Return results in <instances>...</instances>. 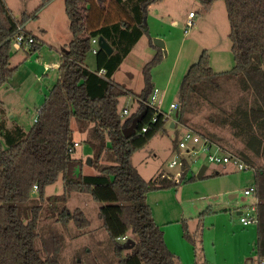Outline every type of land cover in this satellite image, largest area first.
Wrapping results in <instances>:
<instances>
[{"label":"trees","instance_id":"obj_1","mask_svg":"<svg viewBox=\"0 0 264 264\" xmlns=\"http://www.w3.org/2000/svg\"><path fill=\"white\" fill-rule=\"evenodd\" d=\"M48 1L44 0L34 12L22 13L17 18L5 0H0V88L17 70L9 63L15 51L12 44L18 26L24 27L29 20L36 19L37 11ZM162 1L64 0L71 38L61 52L58 78L38 108L36 121L24 132L19 126L8 129L0 120V138L6 145L0 140V264H62L64 239L55 233L42 237L37 232L42 218L41 205L29 208L22 205L47 201L54 206L46 216L63 228L72 223L83 232L89 227V220L80 208L70 210L66 206L71 193L87 194L99 204L97 217L118 264H179L165 242L161 227L153 219L146 197L157 191L175 190L196 180V175L183 160L178 181L172 177L163 179L161 173L145 180L132 160L156 134L166 132L169 120L163 111L147 106L154 89L152 70L162 62L163 53L153 46L145 24L149 6ZM196 1L203 10H209L215 2L224 3L234 64L229 70L216 72L204 49L188 67L178 88L172 149H177L178 130L186 125L194 98L207 99L211 92L232 81L252 96L250 102L246 98L234 102L229 123L225 124L244 145L235 155L253 169V195L258 200L256 257L257 264H264V0ZM143 35L148 36L156 52L142 67L143 87L135 93L115 82L113 75ZM98 37L106 40L112 53L107 55L98 49L96 67L91 71L83 62L90 52L91 40ZM39 47L35 42L30 49L34 53ZM100 70L104 73L99 74ZM123 97L138 102L135 112L125 121L118 110ZM2 107L0 100V112ZM143 111L136 133L124 138L122 129ZM152 118L156 121L152 122ZM72 119L76 120L78 131L85 135L84 141L92 151L90 166L95 175H85L83 163L72 156L75 149ZM197 134L215 140L204 132ZM256 159H262V163L257 164ZM217 175H203L200 180ZM59 176L63 181L62 193L45 198V189ZM33 192L36 197L31 196ZM207 211L199 215V222ZM124 236L125 241L118 240ZM127 240L134 242L130 249L123 248Z\"/></svg>","mask_w":264,"mask_h":264},{"label":"rangeland","instance_id":"obj_2","mask_svg":"<svg viewBox=\"0 0 264 264\" xmlns=\"http://www.w3.org/2000/svg\"><path fill=\"white\" fill-rule=\"evenodd\" d=\"M43 1L5 0L7 7L17 18L22 13L34 12ZM179 3L176 2V5ZM173 5L168 4L164 9V6L161 7L160 14L154 16L150 22L152 28L157 29L160 34L165 35L171 31L173 41L178 47L184 40L179 60L182 59L184 53H188L190 49L193 50V47L196 54L197 51L200 52L206 47L211 59L210 64L212 63L210 66L215 69L214 71L231 69L234 63L230 52L229 24L224 3L216 2L204 22H201L202 7L196 0H192L190 6L183 4L180 8H184L185 12L183 10L180 13L178 10L175 11L179 16L175 25L168 23L166 18L159 17L160 15L164 16V12L173 10ZM189 10L195 13L196 19L193 20V25L185 31ZM27 29L39 38V50L27 56L23 50H15L9 65L10 67L18 66L17 72L5 86L0 88V97L4 103L0 112V120L8 129L19 126L25 132L30 130L37 116L38 108L56 83V66L60 61V53L71 38L63 0H52L42 6L37 11V19L28 21ZM198 40L202 43L198 44ZM215 43L219 47H215ZM25 56L26 59L22 62L21 57ZM219 57L226 58L228 65L223 60L219 63L217 61ZM83 63L89 70L94 71L96 67L95 55L89 52ZM136 63L134 62V64ZM125 65L127 66V64ZM177 68L174 78L164 92L163 112L169 117L165 125L166 132L156 134L149 144L136 152L134 156L135 165L145 169L143 174L147 178L158 167L170 174L171 177L176 176L180 171L178 165L169 167V163L175 159V153L172 150L175 130L170 128V123L176 122V108L170 109L169 104L178 105V88L186 73L184 70L181 75L180 66ZM160 69L162 67H158L155 73L159 71L158 75L162 76L163 72ZM136 70L134 69L132 80L126 77L123 70L117 72L115 81L137 92L142 86V77L141 75L136 76ZM251 97L242 92L238 84L232 81L222 85L219 91L211 92L207 95V99L194 98L187 114V123L178 130L179 136L181 137L188 131L193 134L204 132L210 138L215 139L209 140L222 150L236 154L243 149V142L233 135L228 124L225 123H229L234 102L241 98H246L250 102ZM243 102L245 103V101ZM157 104L158 102L156 106H158ZM136 106L134 98L123 97L119 100L118 110L122 121L127 120L135 112ZM123 107L128 112L126 115L122 114ZM70 126L73 131V142L77 143L72 156L83 163L85 175H95L96 171L86 164L92 156V151L84 141L85 135L78 131L75 119L71 120ZM0 140L6 147L2 138ZM197 157H199L200 164L207 167L206 176L216 172L218 175L182 184L178 186L177 194H174V190L150 193L147 202L152 210L154 221L165 231L168 245L173 252L176 250L174 249L176 245L178 250L181 248L182 251L185 250L186 257L189 258L183 256L182 260L184 262L186 260V264H194L195 253L192 252L194 248L197 250L196 257L199 262L196 264L204 262L203 255L207 258V264H256L255 225L242 226L237 215L238 212L245 214L246 208L254 204L252 196L243 194L244 190L253 187V169L238 171L231 165L220 167L211 164L202 154ZM256 163L261 164L262 159H256ZM62 187L63 181L59 176L54 184L45 189V198L61 194ZM36 204H40L42 207L38 234L43 237L49 233H55L64 239L60 254L62 264H118L97 217L99 204L92 201L89 195L71 193L66 202V206L70 210L80 208L89 220L90 225L83 232L78 231L72 223L63 228L56 224L53 218L46 216L49 214L48 209L54 206L49 205L47 201L38 203L30 201L23 204L22 207L29 208ZM206 210H208L207 214L203 215L199 222V215ZM182 221L184 224L181 223ZM166 222L169 223L166 224ZM177 233L178 237L175 238ZM182 234L185 243L181 242ZM172 237L175 239L174 241H172ZM190 238H194L195 241L194 239L190 241ZM124 256L125 253H123Z\"/></svg>","mask_w":264,"mask_h":264},{"label":"crops","instance_id":"obj_3","mask_svg":"<svg viewBox=\"0 0 264 264\" xmlns=\"http://www.w3.org/2000/svg\"><path fill=\"white\" fill-rule=\"evenodd\" d=\"M52 0H50V1H48L47 2V4L48 3H50ZM165 2H167V3H165ZM176 2H180L179 4H177L176 5ZM191 2H192V0H163L162 2H159V3H156V4H153V5H150L149 6V8H148V12H147V17H146V24H145V28H146V30L148 31V34H149V36L151 37V41H152V39L153 38H159V39H161V41L163 42V44H164V47H165V55H164V53H163V51H162V53H163V60H162V62L157 66V67H155L153 70H152V84H153V88H156V89H158V90H160V89H163L162 91H161V93H162V95H161V98H162V101H161V104H160V106H159V108H160V110L161 111H163L164 109H163V104L165 103V90L167 89V87L169 86V84L171 83V81H172V79L174 78V75L176 74V72H177V70H178V68H177V66H180V70L182 71L181 73V75H183V71L185 70V71H187V69H188V67L192 64V63H194V62H196L195 61V59H197L198 58V55L200 54V52L202 51V50H207V48L206 47H204L202 50H200V52H198L197 51V54H196V50H194L195 48L193 47V50L192 49H190L189 51H188V53H184L182 56V59L181 60H179V58H180V54H181V51L183 50V42H184V40L180 43V46L178 47V45H176V42H174L173 41V35H172V32L171 31H169L167 34H160L159 32H158V30L157 29H155V28H152L153 26H152V24H151V22H150V20L152 19V18H154V16H156V15H158V14H160V11L162 10L161 9V7H163V9L165 8V7H167V5L169 4H174L173 5V10H168V11H166V12H164L163 14H164V16H159V17H162V18H166L167 19V22L168 23H172L173 25H175L176 24V22H178V20H177V18H179V16H178V12H175L176 10H178L179 11V13H180V11H184L185 12V10H184V8L183 9H181L180 7H182V5L184 4V5H186V6H190V4H191ZM63 3H64V0H63ZM216 3V2H215ZM214 3V4H215ZM164 4V5H163ZM214 4H213V6H214ZM213 6L209 9V10H203V8H202V10H201V22L203 21H205L207 18H208V16H209V14L212 12V9H213ZM179 7V8H178ZM181 9V10H180ZM189 12H191L190 10H189ZM36 19H37V17H36ZM36 19H33V20H36ZM194 19H196V16H195V18ZM193 19V20H194ZM32 20V19H31ZM28 23V22H27ZM27 23H25V25H24V29H25V31L26 32H28V34H30V35H32L34 38H35V40H36V43H38L39 44V38L35 35V34H33V32L31 31V30H29V29H27ZM196 25V24H195ZM198 44L199 43H202L201 41H199L198 40V42H197ZM152 44H153V42H152ZM154 46V45H153ZM155 47V46H154ZM215 47H219L218 45H217V43H215ZM155 48H157V47H155ZM155 48H153L150 44H149V39H148V36H146V35H143V36H141L140 38H139V40L136 42V44L132 47V49H131V51L129 52V54L124 58V60H123V62L120 64V66H119V69L114 73V75H113V79H114V81H115V75H116V73L117 72H119V71H121V70H123V72H124V74L126 75V77L129 79V80H132L133 79V77H134V69L137 71V74H136V76H138V75H141V77H142V74H141V69H142V67L145 65V63H147L149 60H151L152 58H153V56L155 55V52H156V50H155ZM160 49V48H159ZM23 50V52H25V54H26V56L27 55H29V54H31L32 53V51H31V49H22ZM199 53V54H198ZM26 56L25 57H21V59H22V62L23 61H25V59H26ZM195 56H196V58H195ZM60 57H61V53H60ZM12 58V57H11ZM131 58H133V59H131ZM222 60H223V62H225V63H227V65H228V60H226V58H224V59H222V58H217V61L219 62V63H221L222 62ZM10 61H11V59H10ZM21 61V60H20ZM134 62H137L136 64H134ZM210 62H211V59H210ZM219 63H217V64H219ZM59 64V63H58ZM125 64H127V66L125 65ZM179 64V65H178ZM212 64V63H211ZM210 64V65H211ZM14 67H16V68H18V66H14ZM58 67V65L56 66V68ZM133 67V68H132ZM158 67H162V69H160L161 70V72H163V75L161 76V75H158L159 74V71H157L156 73H155V71L156 70H158ZM212 67V66H211ZM212 69L213 70H215L213 67H212ZM218 69H220V68H218ZM165 70H166V72H165ZM222 71H226V70H218V72H222ZM16 72H17V70H16ZM15 75V74H14ZM160 78H159V77ZM184 76V75H183ZM57 78H58V73H57ZM116 82V81H115ZM120 84V83H119ZM124 86V85H123ZM126 87V86H125ZM142 87H143V78H142V86H141V88L137 91V92H135V93H139L140 91H141V89H142ZM126 88H128V87H126ZM128 89H131V88H128ZM132 90V89H131ZM133 91V90H132ZM134 92V91H133ZM0 100H1V102H2V105H4V103H3V101H2V99H1V97H0ZM136 101V100H135ZM136 103H137V106H136V109H137V107H138V102L136 101ZM171 104H174V103H171ZM171 104H169V107H170V105ZM175 108H176V105H175ZM123 109H126V108H122V110ZM171 124H173V127H174V124H175V122L174 123H170V125ZM171 128V127H170ZM172 129V128H171ZM24 131V130H23ZM25 132V131H24ZM153 139V138H152ZM173 150V149H172ZM225 151V150H224ZM228 152V151H227ZM134 156H135V154H134ZM134 156H133V158H132V160H133V164H134V166L136 167V169H137V171L139 172V174L145 179V180H149V179H152V178H154V177H156L159 173H161L163 176V179H167V178H169V177H171V175L170 174H167V172L165 173V171L164 170H162L160 167H158L156 170H155V172L151 175V176H149L148 178L143 174V172L145 171V169L144 168H139V166H137V165H135V163H134ZM203 164L201 163H199L198 165H197V169L199 168V167H201ZM217 166V165H216ZM220 167H222V166H220ZM193 168L194 167H192V170H193ZM206 170H207V167H206ZM206 170H205V172H204V174L203 175H205L206 174ZM194 173H195V175H196V171H193ZM179 173V172H178ZM177 173V174H178ZM215 174H218V172H216ZM209 175H212V174H209ZM200 180V179H199ZM178 188V187H177ZM177 188L174 190V189H171V190H164V191H166V192H171V191H173L174 190V194H177V192H178V190H177ZM157 192H160V191H157ZM148 195H150V194H148ZM148 195H147V197H146V203L148 204V202H147V198H148ZM230 197H232V196H230ZM208 199V198H207ZM149 205V204H148ZM150 206V205H149ZM167 223H169V222H166V224ZM182 224H184V221H182L181 222ZM160 226V225H159ZM161 227V226H160ZM245 227V226H244ZM161 229H162V227H161ZM183 229V226L181 227V230ZM162 231H163V229H162ZM180 232V231H179ZM163 233H164V239H165V242H166V244H167V246H168V248L170 249V246L168 245V241H167V239H166V234H165V231H163ZM255 235H256V225H255ZM175 238L176 237H178V233L174 236ZM181 238V242H183V243H185V240H184V237H183V234L180 236ZM256 238V237H255ZM194 239V238H193ZM192 238H190V241L191 240H193ZM175 239L172 237V241H174ZM194 241H195V239H194ZM254 244H256V239H255V243ZM174 249H176L173 253L177 256V259H178V262H179V264H186V260H185V262L182 260L183 258V256H184V258H189V257H186V255H187V253L185 252V250L184 251H182V248L180 249V250H178V247H177V245L175 246V248ZM193 250H195V248L193 249ZM192 250V252H194L195 254H194V258H193V262H194V264H196V263H199L198 262V260H197V257H196V253H197V250H195V251H193ZM203 251V250H202ZM203 258H204V262H202L201 264H207V258H206V256H204L203 255Z\"/></svg>","mask_w":264,"mask_h":264},{"label":"built area","instance_id":"obj_4","mask_svg":"<svg viewBox=\"0 0 264 264\" xmlns=\"http://www.w3.org/2000/svg\"><path fill=\"white\" fill-rule=\"evenodd\" d=\"M194 18H195V13L189 12L187 21L185 23V29H186L185 31H187V29L193 25ZM17 29H18V34L16 35L13 41L12 44L13 49L14 50L30 49L36 42L35 38L32 35L26 33L24 31L23 26H18ZM98 49L99 48L97 46V39H92L90 52L95 55ZM103 73H104L103 70L99 71V74H103ZM161 95H162L161 91L154 88L147 100V106L150 108H156L160 110L159 106L162 101ZM157 102H158L157 104L158 106H156ZM169 108L174 109L175 105L171 104ZM127 113L128 112L126 109L122 110L123 115H126ZM35 121L36 118L34 119L33 122ZM151 121L155 122L156 118H152ZM142 131L143 132L146 131V127L142 128ZM74 146H77V143H74ZM174 153H175V159L169 163V167L172 168L178 165L180 168L179 173L176 176L172 177L174 181L179 180L180 173L182 171L181 170L182 161L185 160L191 167H197V165L200 163L198 161L199 157H197L199 154L204 155L207 162L217 166L226 167L228 165H231L233 168H235L238 171H243L249 168V166L235 154L224 151L217 144L213 143L209 139L202 138L197 134H193L189 131L185 132L180 137L177 143V149L174 150ZM33 190L36 191L37 187L34 186ZM243 194L245 196H252L254 198V204L246 208L247 212L245 214H243V212L239 213L238 215L239 221L242 224V226L256 225L257 224L256 204L258 203V200L253 195V188L244 190ZM118 240L125 241L126 236L118 238Z\"/></svg>","mask_w":264,"mask_h":264},{"label":"water","instance_id":"obj_5","mask_svg":"<svg viewBox=\"0 0 264 264\" xmlns=\"http://www.w3.org/2000/svg\"><path fill=\"white\" fill-rule=\"evenodd\" d=\"M152 42H153V45L155 47H157V48H160L163 51L164 55H165V47H164V44L161 41V39L153 38ZM97 46H98V48L100 50H102L107 55H110L112 53V48L110 47V45L106 42V40L103 37H98ZM143 115H144V111L141 112L139 115L133 117L131 119L130 125L128 127H125V128L122 129V134H123L124 138H129L133 134L136 133L137 126L141 122ZM176 116H177V112H175V117ZM170 127L173 128V124H171ZM87 165L88 166L91 165L90 159L87 160ZM205 170H206V166L205 165H202L198 169H197V167H194L193 171H196V179H200L203 176ZM36 195L37 194L35 192H33L31 194L32 197H36ZM237 215H239V212L237 213ZM133 245H134V242L132 240H127L125 242V244L123 245V248L124 249H130V248H132Z\"/></svg>","mask_w":264,"mask_h":264}]
</instances>
